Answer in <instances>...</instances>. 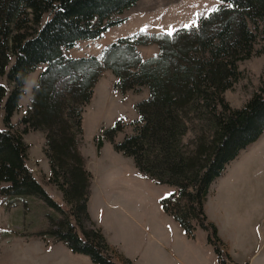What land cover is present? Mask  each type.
Segmentation results:
<instances>
[{
    "label": "trees",
    "instance_id": "trees-1",
    "mask_svg": "<svg viewBox=\"0 0 264 264\" xmlns=\"http://www.w3.org/2000/svg\"><path fill=\"white\" fill-rule=\"evenodd\" d=\"M138 1L0 0V196L39 198L60 214L59 219L49 216V228L40 236L54 238L94 264H119L101 231L84 225L91 223L92 179L78 150L85 109L101 69H109L121 91L147 87L149 97L136 105L139 117L131 122V133L116 141L125 126L117 121L97 139L98 150L106 138L133 159L144 178L171 187L159 200L162 211L190 239L198 228L206 230L219 264H228L231 258L205 203L227 165L264 133V77L242 107H232L225 98L241 77L238 62L264 55V0H223L197 26L172 36L138 33L119 39L101 59L66 54L80 41L123 24L121 16ZM143 36L159 46V53L146 60L137 50ZM43 64L29 113L13 122L28 76ZM29 132L44 136L50 167L45 183L61 193L62 202L28 166L24 136Z\"/></svg>",
    "mask_w": 264,
    "mask_h": 264
},
{
    "label": "rangeland",
    "instance_id": "rangeland-1",
    "mask_svg": "<svg viewBox=\"0 0 264 264\" xmlns=\"http://www.w3.org/2000/svg\"><path fill=\"white\" fill-rule=\"evenodd\" d=\"M219 4L217 0H139L121 16L125 18L123 24L109 28L100 38L80 41L76 48L66 51V54L72 58L95 56L101 59L109 46L119 39L131 38L138 33L165 34L169 30L174 33L194 21L197 26L199 20L208 16L213 12L211 9L217 8ZM140 39L143 44L138 45L137 50L142 60L159 53L158 44L150 42L145 36ZM258 47L256 45L255 50ZM45 66L43 64L28 76L24 86L25 94L20 99V108L13 116V122L29 113L33 89ZM238 69L241 71L240 79L225 93L226 100L234 108L242 107L261 85L264 77V55L254 54L240 60ZM65 81L64 78L59 79L56 88L61 90ZM117 81V75L102 68L94 95L83 115V135L78 150L85 159L92 179L91 201L89 199L87 205L91 223L85 222L84 225L89 227L92 224L101 231L110 247L113 260L119 264H127L128 261L131 264H183L182 257L190 252L186 246L188 239L180 226L162 211L159 203L160 198L167 195L172 188L155 185L144 178L133 159L117 152L106 138L102 148H97L99 136L119 120H123L125 126L117 134L116 141H121L126 134H130L131 122L139 117L136 105L149 97L147 87L136 92H124L116 87ZM24 140L29 144L28 166L44 184L47 192L56 201L62 202L61 193L54 186L45 183L50 176V167L42 147L43 134L29 132ZM247 170L253 169L249 167ZM249 176L251 178L248 181L242 179L243 184L229 185L226 181L224 184L219 183L217 187L211 185L206 202L210 217H219L217 221L222 223L221 230L224 229L227 216L218 215V204L222 202L227 207L228 216H233L232 212L235 213L236 207L241 209L244 221L241 222V227L247 232L242 240L235 238V248L245 245L254 253L260 241L257 230L255 227L251 230V225L258 223L261 218L256 216L252 206L256 201H261L259 198L264 195V184L258 185V182L264 183V178L257 174ZM103 196L110 203L115 200L123 204L130 215L126 216L121 206L104 208V215L98 213L99 206H103ZM49 216L60 218V214L37 197L11 199L0 196V264H76L67 255L66 252L71 253V250L66 245L56 242L48 235L40 236L49 228ZM143 221L147 222L149 231L139 225ZM103 231L116 246L108 242ZM151 233L156 234V237L150 236ZM207 235L206 230L198 228L194 240L190 242L204 252L203 264H219L213 247L208 243ZM168 248L172 249L177 260H172ZM223 249L227 253L224 246ZM77 256L90 260L83 254ZM199 264L202 263L199 261Z\"/></svg>",
    "mask_w": 264,
    "mask_h": 264
},
{
    "label": "crops",
    "instance_id": "crops-1",
    "mask_svg": "<svg viewBox=\"0 0 264 264\" xmlns=\"http://www.w3.org/2000/svg\"><path fill=\"white\" fill-rule=\"evenodd\" d=\"M258 155L260 156L257 157ZM257 160L262 163H258ZM263 163H264V133L256 142L248 146L245 150L241 151L238 157L227 165L223 174L212 184V186L217 187L219 183L224 184L226 181L229 185H233L237 183L243 184L241 183L242 179L244 180L247 179L248 181L249 178H251L249 174L251 175L257 174L261 176L260 178H264V171L262 170L264 169V167H262L264 166ZM249 167H251L253 170L248 171L247 168ZM263 184L264 183L262 182H258L259 186ZM263 196L264 195L260 196L259 198L261 199V201H256L254 205L252 206L253 212L254 213L256 212L257 214L256 216L261 218L258 223H254L251 225V230L253 227H255V229L257 230L256 231L257 237L260 241L259 247L254 253H251V249L246 247L245 245H241L238 249L235 248L236 247L235 238L238 241H240L243 239L242 236H244V233L247 232V230L241 227V224H242L241 222H244L243 216L241 215V209L239 207H236L234 209L235 213L232 212L233 216L230 214L228 216L227 207L222 202L218 204L217 206L218 215L220 216V215L225 214L227 216V219L224 222V229L221 230L220 226L222 225V223H219L217 221L219 217L213 216V218H211L209 211H208L207 202L205 204V211H206L207 217L217 227L218 235L221 238L222 242L224 243V247L231 258V261H232L231 264H264V201H263L264 199H263ZM103 197H104V199L102 200L103 206L102 207L99 206L98 213L101 212V214L104 215L103 214L104 208L110 207V206L112 207L121 206L123 213L126 214V216L130 215L127 209L123 206V204H119L115 202L113 198H112L113 202L110 203V201H108V198H106V196H103ZM90 212H91V208H90ZM91 215H92V212H91ZM139 225L147 229L146 231H149L147 222L145 221H143V223L140 222ZM104 234L108 242L112 246H116V244L112 243L109 240L105 232ZM150 236H153L155 238L156 234L151 233ZM187 239L188 240L186 241L187 242L186 246H188V250H190V252H188L186 257L184 256L182 257L183 264H194V263L199 264V261L203 264L204 259H205L204 252L200 250L198 247H195V245L190 242V241H193L194 239H190L188 237ZM158 242L161 243L160 241ZM168 250H169L170 257L172 258V260H177L176 255L173 254L172 252V249L170 250V248H168ZM66 253L67 255L69 254L68 256L70 257L71 261L76 264H94L91 260H88L84 257H79L77 256L76 253H73L72 251L71 253L69 251ZM240 253L242 254L240 255Z\"/></svg>",
    "mask_w": 264,
    "mask_h": 264
},
{
    "label": "snow or ice",
    "instance_id": "snow-or-ice-1",
    "mask_svg": "<svg viewBox=\"0 0 264 264\" xmlns=\"http://www.w3.org/2000/svg\"><path fill=\"white\" fill-rule=\"evenodd\" d=\"M221 2H223V0H217V3H221ZM211 11L215 12V11H218V9L214 7V8L211 9ZM201 15H202V14H201ZM194 26H195V21L193 22V24H186L184 27H185L186 29H189V28H192V27H194ZM167 34H168L169 36H172V35H173V31H172V30H169Z\"/></svg>",
    "mask_w": 264,
    "mask_h": 264
}]
</instances>
